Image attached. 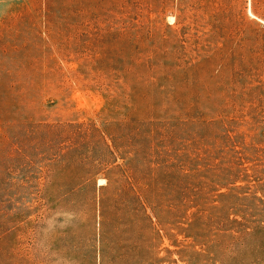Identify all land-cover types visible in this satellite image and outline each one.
Masks as SVG:
<instances>
[{
	"label": "rangeland",
	"instance_id": "374dc122",
	"mask_svg": "<svg viewBox=\"0 0 264 264\" xmlns=\"http://www.w3.org/2000/svg\"><path fill=\"white\" fill-rule=\"evenodd\" d=\"M0 264H264V0H0Z\"/></svg>",
	"mask_w": 264,
	"mask_h": 264
}]
</instances>
